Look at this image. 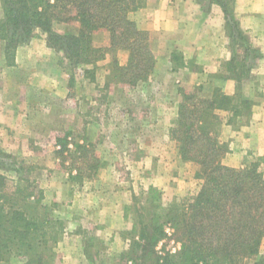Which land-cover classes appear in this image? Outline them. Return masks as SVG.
Instances as JSON below:
<instances>
[{"label":"trees","instance_id":"16d2710c","mask_svg":"<svg viewBox=\"0 0 264 264\" xmlns=\"http://www.w3.org/2000/svg\"><path fill=\"white\" fill-rule=\"evenodd\" d=\"M145 1L0 0V41L6 64L12 65L18 46L40 31L49 48L78 64L93 65L108 53L125 50V64L112 59L111 75L118 86L136 87L148 79L155 62L148 32L129 17ZM214 1L223 9L229 30L243 39L231 7L225 0ZM56 22L74 24L77 30L60 34L54 28ZM100 31L109 35L106 46L93 43V34ZM242 89L240 78L232 95L219 89L210 94L180 89L170 137L178 143L181 159L197 165L200 188L181 203L163 207L158 191L149 187L147 219L133 223L134 233L127 249L119 253L118 264H245L258 255L264 240V177L259 170L264 158L239 168L227 166L222 158L228 147L219 141V111L231 114L228 123L250 111L251 102ZM52 136L56 153L68 161L71 179L96 176L102 162L92 143L69 146V132L51 133L49 139ZM0 156L6 158L0 159V264H53L63 223L51 213L52 204L45 202L35 180L22 173L12 156ZM3 169L14 173L8 175ZM128 210L129 205L124 208L125 217ZM166 228L173 230L180 244L176 255H162L155 249ZM252 264H264V257Z\"/></svg>","mask_w":264,"mask_h":264},{"label":"crops","instance_id":"0c3cea01","mask_svg":"<svg viewBox=\"0 0 264 264\" xmlns=\"http://www.w3.org/2000/svg\"><path fill=\"white\" fill-rule=\"evenodd\" d=\"M230 7L243 39L229 30L228 19L214 0L208 4L199 0H146L142 8L129 14L138 28L148 32L155 60L148 81L142 82L146 86L122 87L125 92L135 95L145 90L150 92L149 101L143 108H136V115L122 118L124 123L132 126L138 122L142 128L153 129L140 160L133 161L131 147L127 150L130 165H144L141 171L145 188L157 186L167 190L173 181L180 182L181 187L192 184L177 177L184 176V170H181L190 163L181 159L169 132L177 115L181 88L197 89L201 94L219 89L232 95L240 78L251 107L245 116L246 121L238 127L227 124L226 120L221 122L219 141L227 144L229 149L222 162L230 167H240L247 159L264 158V0H232ZM173 54H178L181 59L178 64L171 57ZM53 55V49L45 43V35L39 33L16 49L12 65H7L2 57L0 134L2 129L9 130L21 119L28 122L40 118V115L48 116L36 105L21 102L17 94L28 92H22L19 86L24 83L21 80L24 78L37 89L36 92L43 88L41 86L51 89L47 80L51 82V75L57 74ZM115 55L123 57L119 64H125L128 55L125 50H117ZM45 66L49 67L48 70L44 69ZM218 113L228 118L231 115L226 111ZM48 123L54 125L53 121ZM262 166L264 168V164ZM116 173L108 165L97 173L96 188L90 192L92 197L83 204V230L87 225L99 226L101 235L115 239L110 247L121 252L127 249L128 240L120 238L119 234L123 230L129 231L132 226L124 215V208L130 202L133 186L130 187L121 174ZM76 245L71 250L75 249L83 257L79 262L89 264L85 245L79 244V248ZM65 251L63 254L67 257V249ZM64 263L71 264L69 260Z\"/></svg>","mask_w":264,"mask_h":264},{"label":"rangeland","instance_id":"374dc122","mask_svg":"<svg viewBox=\"0 0 264 264\" xmlns=\"http://www.w3.org/2000/svg\"><path fill=\"white\" fill-rule=\"evenodd\" d=\"M209 1L199 0L202 4H208ZM225 1L230 7L232 1ZM54 28L60 34L72 33L77 30L74 24L64 22H56ZM39 33L42 32L36 31L32 38H35ZM92 40L97 46H106L109 35L105 31L96 32L93 34ZM27 42L22 45L27 44ZM3 45L4 43L0 41V62L2 57L5 61ZM53 51L52 61H56L58 76H56L57 74L51 75L53 80L51 82L47 80V85L49 84L51 89L41 86L43 88L36 92L37 89L25 82L27 79L24 78L21 79L24 80V83L19 86L22 92H28L17 94V98L21 102L36 105L41 113L48 114V116L40 115V118H34L33 121L28 122L21 119L19 124L8 128L9 130L2 129L0 137L3 138H0V153L12 156L16 165L23 168L22 173L35 180L43 190L45 202L49 205L52 204L51 213L63 223L64 229L55 246L57 256L53 264H65L66 260H69L71 264H83V261L79 262L80 259H83L80 253H76L75 249L71 250V247H75L76 244L78 248L80 247L79 244L85 245V254L89 264H118L120 251H114L110 247L114 245L115 239L109 236L105 238L99 233V226L95 224L87 225L83 230V204L88 202L89 197H92L90 192L96 188L94 183L97 174L89 180L71 179L68 161H63L61 156L56 153L57 147L52 144L55 141V136L50 139L49 136L54 132H69V146L75 142L92 143L102 162L97 173L99 174L100 170L108 165L117 172L116 175L120 173V177L130 187L133 186L127 214V218L133 226V223L139 218L147 219L151 199L149 198L150 193H148L149 187L143 186L145 178L141 170L144 165L140 166V164L134 163L130 165V163L131 159L133 161L140 160L144 153V145L149 143L146 141L152 138L153 129L142 128L138 122L132 126L124 123L122 118L129 117V114L136 115L138 113L136 108H143V105L149 101L150 92L145 90L147 92H138L135 95L125 92L121 86L115 83L112 77L111 61L116 58L119 62V59L123 57L108 53L106 58L104 57L95 64L85 65L70 60L60 50L53 49ZM176 55L177 57L173 59L178 64L181 59L178 54ZM48 68L44 67L45 70ZM40 84L44 85V83ZM138 85L146 86V83L141 82ZM23 112L26 113L24 110ZM245 116L236 117L233 119V123H228V117L219 114L220 122L226 120L227 124L234 128L246 121ZM49 120L54 122L53 126L48 123ZM173 141L178 149V143L176 140ZM129 147H131V159L128 158L129 153H127ZM0 159L6 158L0 156ZM255 160L257 158L247 159L241 166ZM6 161H12V159ZM186 162L190 163L187 165L188 168L184 166L181 170V172L184 170L185 177H177L182 178V182L189 181L192 184L181 187L180 182L173 181L172 183L171 180L172 184L167 190L150 186L158 191L156 193L158 202L163 207L179 204L185 198L198 192L201 183V179L196 176L198 167L191 161ZM148 164H150L149 161ZM262 164L264 163L261 162L259 170L264 177ZM1 171H6L8 175L14 173L13 170L3 169ZM176 189L178 192H175ZM131 229L129 231L123 230L119 234L120 238L128 240V245L134 233ZM179 247L180 244L175 240L173 230L169 228L165 230V235L159 240L155 249L162 255L165 253L176 255ZM66 249L67 257L63 254ZM260 257H264V240L260 245L258 255L246 259L245 264H252Z\"/></svg>","mask_w":264,"mask_h":264},{"label":"built area","instance_id":"2783aa9c","mask_svg":"<svg viewBox=\"0 0 264 264\" xmlns=\"http://www.w3.org/2000/svg\"><path fill=\"white\" fill-rule=\"evenodd\" d=\"M169 228H166L165 230H168Z\"/></svg>","mask_w":264,"mask_h":264}]
</instances>
